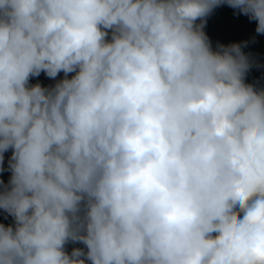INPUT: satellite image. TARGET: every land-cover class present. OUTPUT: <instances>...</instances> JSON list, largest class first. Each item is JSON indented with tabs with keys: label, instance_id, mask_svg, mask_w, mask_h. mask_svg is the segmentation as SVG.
Listing matches in <instances>:
<instances>
[{
	"label": "clouds",
	"instance_id": "1",
	"mask_svg": "<svg viewBox=\"0 0 264 264\" xmlns=\"http://www.w3.org/2000/svg\"><path fill=\"white\" fill-rule=\"evenodd\" d=\"M224 4L264 34V0H0V264H264V89L212 48Z\"/></svg>",
	"mask_w": 264,
	"mask_h": 264
},
{
	"label": "rangeland",
	"instance_id": "2",
	"mask_svg": "<svg viewBox=\"0 0 264 264\" xmlns=\"http://www.w3.org/2000/svg\"><path fill=\"white\" fill-rule=\"evenodd\" d=\"M213 17L214 19L211 21ZM207 21L208 22L207 25L204 27V31L207 34L209 40L211 41V44L213 43L216 48L218 45L228 46L233 43H239L242 45V51L249 57L251 65L249 70L245 74L244 82L246 84H251L255 88L259 89V71L254 60L258 48L256 46V42H254L251 37L247 35L248 33L244 25V20L238 16L235 9L229 7L227 4H224L219 7H216L210 13ZM73 75H75V73H69L68 78H71ZM33 78L37 79L43 87H52L58 81L64 79V73L60 72L55 79H52L47 77L44 72H41L39 76ZM7 179L8 181H6L5 184L8 185L10 188L9 181L11 177H8ZM0 224H4L5 226H15V223L11 218H0ZM67 252L71 253L70 251ZM86 264H90V262L86 261Z\"/></svg>",
	"mask_w": 264,
	"mask_h": 264
},
{
	"label": "trees",
	"instance_id": "3",
	"mask_svg": "<svg viewBox=\"0 0 264 264\" xmlns=\"http://www.w3.org/2000/svg\"><path fill=\"white\" fill-rule=\"evenodd\" d=\"M236 10V9H235ZM238 16L240 18H242L244 20V25L247 31V35L249 37H251V39L256 42V46L258 48L257 53H256V57L254 58L256 66L258 68L259 71V84H260V88L259 89H264V34H258L256 32V21L255 20H251L249 19V17L247 15H244L242 13H239L238 10H236ZM210 15V14H209ZM209 15L205 18L206 23L205 26L207 25V20L209 18ZM213 16V15H211ZM214 19V17L211 19V21ZM210 21V22H211ZM197 23H200V21L198 20ZM110 39V37H109ZM212 48L213 50H216V46L212 43ZM39 83L41 86L42 84L35 78L31 77L29 80V84L30 85H35ZM43 87V86H42ZM4 159H3V163L2 165H0V167H2V169L4 171H1V175H0V192L5 191L6 189H10L8 185L5 184L6 181H8V177L12 176V172L9 168V161L12 157V149H9L8 151H6L4 154ZM4 172V174H3ZM0 218L1 219H7V218H11L14 221V218L9 215L4 209H0ZM74 248H81L84 249L85 251H87L86 246L80 242H71L69 241L66 245H65V250L66 251H72Z\"/></svg>",
	"mask_w": 264,
	"mask_h": 264
}]
</instances>
